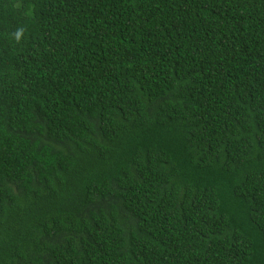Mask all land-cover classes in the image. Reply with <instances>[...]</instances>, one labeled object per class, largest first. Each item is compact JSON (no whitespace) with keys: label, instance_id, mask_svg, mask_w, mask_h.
Masks as SVG:
<instances>
[{"label":"trees","instance_id":"16d2710c","mask_svg":"<svg viewBox=\"0 0 264 264\" xmlns=\"http://www.w3.org/2000/svg\"><path fill=\"white\" fill-rule=\"evenodd\" d=\"M0 264H264V0H0Z\"/></svg>","mask_w":264,"mask_h":264}]
</instances>
